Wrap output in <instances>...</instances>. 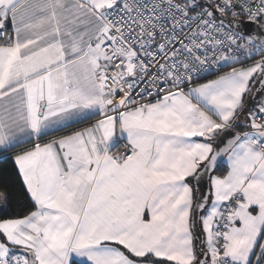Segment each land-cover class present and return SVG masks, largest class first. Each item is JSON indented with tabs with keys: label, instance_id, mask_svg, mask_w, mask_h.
I'll return each mask as SVG.
<instances>
[{
	"label": "snow or ice",
	"instance_id": "1",
	"mask_svg": "<svg viewBox=\"0 0 264 264\" xmlns=\"http://www.w3.org/2000/svg\"><path fill=\"white\" fill-rule=\"evenodd\" d=\"M0 264H264V0H0Z\"/></svg>",
	"mask_w": 264,
	"mask_h": 264
},
{
	"label": "trees",
	"instance_id": "2",
	"mask_svg": "<svg viewBox=\"0 0 264 264\" xmlns=\"http://www.w3.org/2000/svg\"><path fill=\"white\" fill-rule=\"evenodd\" d=\"M23 201L22 200H20V201H17V203H22Z\"/></svg>",
	"mask_w": 264,
	"mask_h": 264
}]
</instances>
